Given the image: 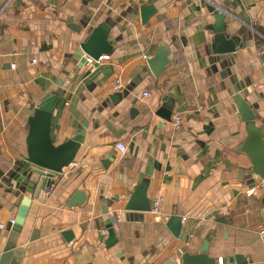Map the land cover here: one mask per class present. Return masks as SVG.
<instances>
[{"label": "crops", "instance_id": "0c3cea01", "mask_svg": "<svg viewBox=\"0 0 264 264\" xmlns=\"http://www.w3.org/2000/svg\"><path fill=\"white\" fill-rule=\"evenodd\" d=\"M210 3L233 15L230 38L240 42L222 60L213 53ZM142 4L157 8L146 24ZM71 22L84 27L77 32ZM102 22L111 28L110 51L102 54L109 59L80 65V43ZM162 45L171 63L158 76L146 73ZM263 52L264 0H0V259L18 210L29 111L60 89L54 143L74 136L84 121L86 139L51 190L33 199L11 263L182 264V255L199 252L208 236L216 264H264L258 234L264 187L247 193L262 179L252 169L255 146L248 141L252 129L264 140V123L246 120L236 100L264 118ZM117 74L126 85L114 92ZM113 93L120 94L116 104ZM161 108L171 119L159 127ZM176 115L183 119L179 129ZM150 168L148 194L163 197L161 214L125 210ZM76 190L85 191L86 200L71 207ZM173 210L193 226V244L166 226ZM109 223L118 238L110 248L101 240ZM65 230L73 232L72 241ZM235 254L241 261L229 262Z\"/></svg>", "mask_w": 264, "mask_h": 264}, {"label": "water", "instance_id": "95a60500", "mask_svg": "<svg viewBox=\"0 0 264 264\" xmlns=\"http://www.w3.org/2000/svg\"><path fill=\"white\" fill-rule=\"evenodd\" d=\"M139 10L143 24H146L157 12V8L154 4H142ZM208 12H210L214 18V22L209 25V29L214 34L212 47L213 53L217 57L215 60H222V55L231 53L240 46L238 37L234 36L230 38V24L233 15L226 10V8L214 3L209 4ZM69 27L80 32L84 25L81 23L77 25L71 22L69 23ZM110 29V26L106 22H102L98 26L89 29L87 38L80 43V49L77 50V56L80 58V65L87 63V56L99 58L103 53L110 51V42L108 39ZM229 38L231 40H229ZM169 54L170 49L167 45L160 46L154 56L148 59L145 72L149 73V71H151L155 76H158L166 66L171 63ZM262 58L264 60V52ZM61 93L62 90L60 89L54 91L43 98L41 102L33 105L32 110L29 111V131L26 139L27 156L22 162V165L25 166V170H21L22 181H19L21 183L19 187L21 193L18 196V200L15 202L18 210L15 217V225L12 228L10 238L1 256L0 264L11 263V259L16 253L19 234L26 221L33 199L39 198L42 191H47L48 188L55 183L57 175L63 173L65 168L74 163L81 146L85 142L88 126L86 121L77 128L74 136L59 144L54 143L52 137V120L55 102L58 95ZM109 98L116 104L120 99V94H110ZM236 100L246 120L254 121L256 119H262L264 123V118L254 114L250 105L245 100L240 96L236 97ZM157 114L162 118L159 122V127L164 120L171 119V113L166 108H161ZM260 134V131H256L255 129L251 130V136L248 142L255 147L250 149L251 152L249 154L252 158V169L258 176L264 178V140L260 137ZM107 158L108 159L105 160L106 162L103 161L105 167H108L111 161L109 157ZM178 162L181 164V160H178ZM146 173L147 177L135 186L126 201L124 205L125 210L138 212H148L150 210L152 200L148 194L150 183L148 176L152 175L151 168ZM119 199V197H116V200ZM85 200L86 192L83 190H76L70 197L68 205L71 207L81 205ZM165 221L166 226L175 237L182 238V240L188 244H193L195 242L197 235L193 230V226H186L183 216L178 214L176 210H173ZM106 228L107 237L104 238L103 234L101 240L104 241L106 247L110 248L117 243L118 238L116 237L112 223L107 224ZM62 235L68 242L72 241L74 237L71 230L63 231ZM209 246L210 241L207 236L199 252L190 253L187 251L182 255V264H216L219 260L209 254ZM241 258L242 256L240 254H235L227 259L229 262H240ZM11 264H15V262L13 261Z\"/></svg>", "mask_w": 264, "mask_h": 264}, {"label": "built area", "instance_id": "2783aa9c", "mask_svg": "<svg viewBox=\"0 0 264 264\" xmlns=\"http://www.w3.org/2000/svg\"><path fill=\"white\" fill-rule=\"evenodd\" d=\"M147 57L149 58L150 56H146V58ZM106 59H109L108 55H101V56H99V58H93V57L87 56V63L90 65H93L95 67L96 64H100L101 62H103ZM36 61H37V58L34 56L32 58V62H36ZM125 85H126V83H125L124 78L119 74L115 75L110 82L111 90L114 92H119L120 90H122L125 87ZM149 94H150L149 92H145V95H149ZM182 122H183L182 116L176 115L174 117V120H173V127L175 129L181 128ZM118 148L123 152L127 151V148L123 143H118ZM259 186L264 187V178L261 179L260 185L255 184L254 186L250 187L247 190V193L248 194H254L257 191ZM49 190H51V187H49L47 191H49ZM151 200H152L151 207H150V210L148 212L152 215H160L162 203H163V197L160 195H157ZM183 219L185 220V218H183ZM10 223L12 226L15 225V217L10 219ZM0 228H4V225L0 224ZM258 234L262 238H264V224H262L258 228ZM180 260H181V258L179 257L178 262H180ZM220 262H222V259H220Z\"/></svg>", "mask_w": 264, "mask_h": 264}]
</instances>
